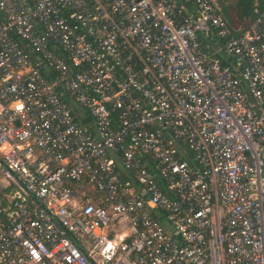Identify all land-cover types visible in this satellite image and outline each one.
<instances>
[{
	"label": "built area",
	"instance_id": "2783aa9c",
	"mask_svg": "<svg viewBox=\"0 0 264 264\" xmlns=\"http://www.w3.org/2000/svg\"><path fill=\"white\" fill-rule=\"evenodd\" d=\"M253 7L0 0V264H264Z\"/></svg>",
	"mask_w": 264,
	"mask_h": 264
},
{
	"label": "trees",
	"instance_id": "16d2710c",
	"mask_svg": "<svg viewBox=\"0 0 264 264\" xmlns=\"http://www.w3.org/2000/svg\"><path fill=\"white\" fill-rule=\"evenodd\" d=\"M221 8L222 16L227 24V27L232 33L236 35L233 30L239 27L240 30L246 29L249 22L255 16L253 14V4L256 3V9L258 12L264 11V0H216ZM220 62L224 63L225 60L221 54L216 55ZM73 111L77 109L73 107ZM83 122V121H82ZM125 177L124 174H121Z\"/></svg>",
	"mask_w": 264,
	"mask_h": 264
}]
</instances>
